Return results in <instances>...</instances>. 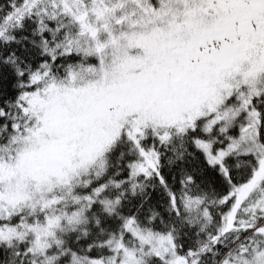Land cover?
<instances>
[{
    "label": "snow or ice",
    "instance_id": "1",
    "mask_svg": "<svg viewBox=\"0 0 264 264\" xmlns=\"http://www.w3.org/2000/svg\"><path fill=\"white\" fill-rule=\"evenodd\" d=\"M0 264H264V0H0Z\"/></svg>",
    "mask_w": 264,
    "mask_h": 264
}]
</instances>
